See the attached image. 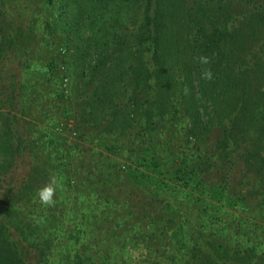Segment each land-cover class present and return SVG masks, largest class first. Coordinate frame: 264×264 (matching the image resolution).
Instances as JSON below:
<instances>
[{
  "label": "trees",
  "instance_id": "obj_1",
  "mask_svg": "<svg viewBox=\"0 0 264 264\" xmlns=\"http://www.w3.org/2000/svg\"><path fill=\"white\" fill-rule=\"evenodd\" d=\"M38 42L51 52L43 65L35 59ZM58 51L62 67L55 62ZM201 55L211 64L200 65ZM66 67L80 88V116L62 112L67 120L79 119L71 128L76 138L85 130L97 132L102 122L100 132L114 136L133 128L142 139L132 169H114L101 154L87 173L100 177L108 193L95 192L99 215L125 223L122 212L145 213L146 240L136 233L124 240L133 260L107 261L94 248L74 245L93 226V214L85 225L78 219L71 230L60 227L54 210L59 194L72 189L68 174L54 206L41 205L36 196L49 178L46 171L37 175L23 90L31 71L52 85ZM202 67L211 68V81L201 79ZM175 128L179 134L171 132ZM104 148L111 151L115 144ZM160 150L168 151L163 160ZM140 167L153 173L157 193L170 195L160 209L145 206L142 183L148 176ZM116 172L132 182L129 205L123 192L109 194ZM88 191L84 198L93 188ZM181 192L201 205L203 227L189 218L176 197ZM229 207L241 214L222 220ZM102 222L100 240L107 239L104 231L119 236ZM259 226L264 237V0H0V264H264L254 243L235 240H250ZM165 238L171 245L162 246Z\"/></svg>",
  "mask_w": 264,
  "mask_h": 264
},
{
  "label": "rangeland",
  "instance_id": "obj_2",
  "mask_svg": "<svg viewBox=\"0 0 264 264\" xmlns=\"http://www.w3.org/2000/svg\"><path fill=\"white\" fill-rule=\"evenodd\" d=\"M33 49H35V59L38 65H43V61L45 60L44 58L51 53L49 51V45H45L44 42H38L35 44ZM56 52L57 50H53L54 54ZM37 53H39V56ZM55 59V62L58 63L60 67H62L63 64L61 63L63 62V57L61 54H59V51L56 54ZM67 59H70L69 56H67ZM66 68L67 70L65 68L64 70H62V68L58 70L59 75H57L56 82H54L52 85L39 77L38 70L35 71V73H32L31 71V74L29 73L27 76L28 81L26 83V89L23 90L22 103L24 104V101L28 103V107L27 109L25 108V114L23 115L26 123H24V127L28 125V137L31 139L30 146L32 147L35 159L38 162L37 175L44 174V171L48 173L49 179L43 182L44 185L49 182L51 177L55 176L59 184L57 191L64 187L61 185V183H64L65 175L68 174L69 178L71 177L72 179V182L70 183V186L72 187L71 191H69L68 194H59L57 208L54 210V213L57 215L56 218L61 221V228L71 230L70 227L78 219L79 222L82 220L84 225L85 223L92 221L91 217L94 219L95 222L92 223L93 226H89L85 230L87 233L84 234V238H78L74 242L76 247L82 244L87 249H90V252L93 251L92 248H94L95 250H98L97 252L99 253V256L105 255L107 261L113 259V261L117 263L120 262L121 259L133 260L136 255H128L130 250H127L124 240L126 238L130 239L133 233H136V235L139 236V239H141L143 242L146 240L144 233L147 232V229L144 226V220L141 218L145 213L140 214V212H134L133 214L132 211H124L119 216L123 217L125 223H123L120 219L115 220L116 217H114V215H111L109 218L99 215V213L95 211V209L98 207V205L95 203V200H97L99 195H96L95 192L101 188V184L99 183L101 182V179L100 177H97L95 180L94 175L91 176L87 173L89 169H95V164L91 166V162L93 161L92 158H102L101 154L106 156L104 160L106 162H110L114 169L121 167H124L125 169H132V166L135 165L133 160L138 158V148L142 146V139L139 137L140 135L135 133L133 128L127 129L123 134H116L114 136L108 132H100L102 122L96 128L97 132L94 128L85 130L82 137L79 139L76 138V135L71 128L76 126V122L79 119L67 120L63 117L62 112L64 109H66L70 115H72L73 112L76 118L80 116L82 107L79 104H76L77 97L75 95V90H80V88L75 85V76H69L68 67ZM28 69L29 68L27 67L23 68V71L21 72V79L24 80L25 72H27ZM58 122L61 123L55 128L54 126ZM176 131L177 130L175 128V131L171 132L179 134ZM164 135L168 136L169 134L164 132ZM176 140L181 144L183 143V141H179V138ZM109 144H115V148L111 151H106L104 147ZM177 146L174 148V150L178 152L179 148ZM160 152L161 150L158 151V154L159 158L161 159L162 156H165L168 153V151L165 153L161 152V154ZM60 155L61 157H59ZM169 157L172 158L170 155ZM60 163H66L67 167H65L63 170L59 169L58 165ZM139 169L142 170L143 173L146 172V175L148 176L144 178V182L142 183V192L145 193V206L148 204L149 209L151 210L154 208V206L160 209V205L164 204L163 198L169 197V193L167 191H163V193H157L155 189L161 190V188H156V186L152 183L150 176L153 175V173L148 169H142V167ZM235 178L236 175L232 174L229 177L231 180H235ZM112 182L114 188L110 192L108 189L109 194L117 191L123 192L122 201L124 198H126L124 205H129V197L127 194L129 193V186H131L132 182L128 177H126V174L124 175V173H121V175H119L117 172ZM88 188H93L92 195H88V198H84L85 194L89 192ZM99 192H101V197H107L108 193L104 194L102 188ZM176 197L179 199L182 197V201L184 202L185 206H187L186 208L188 209L189 218L192 221L200 224L199 226L203 227L205 221L203 219V210L201 205L196 200H194L193 197L189 198L188 200L185 199L182 192ZM201 197L203 200H206L204 194ZM154 198L157 201L152 200ZM111 200L115 204L120 203L118 202V199ZM147 200H150L151 203L157 204L150 205ZM80 201H82L81 204H76ZM84 203L85 206H83ZM104 206L107 207V205ZM86 208H88V211L85 210ZM124 208L125 206H123L121 210ZM162 212L163 211H160V214H162ZM49 214L50 211H47L46 215L49 216ZM92 214L93 216H91ZM233 214L240 215L241 213L237 207H229L224 209L223 213L221 214L222 220H226ZM241 216L247 215L245 214ZM104 220L108 221L106 224L109 227L108 229H114L115 233L120 231L119 236L114 237L111 235V233L108 234L106 231H104L103 234H107V239H99V234H102L101 228L104 226L102 221ZM134 222H137V225L134 228L126 227L127 224L133 225ZM256 222L259 224V221L255 219L253 225L256 226ZM253 225L251 228H253ZM261 228V226L256 228V236H250V240L242 236L235 237V240L242 241V244L245 246H248L246 244L252 245L254 243L255 245L252 250L257 252L256 256L264 259V237L259 234ZM200 231H203V229H200ZM219 235L221 236V234ZM227 236L230 237L229 235ZM139 239L137 238V243L132 241L133 244L138 245ZM73 240H69L67 245L68 248L73 244ZM171 243V240L165 238L162 242V246L171 245ZM125 247L126 249L124 250ZM168 253L171 255L174 254L173 250H169ZM65 254L68 253L65 252ZM70 256L71 253L68 254V257ZM51 257H58V252L54 251ZM143 257L149 260V257L146 253H144ZM262 261L263 260H260L261 263ZM108 264L110 263L108 262Z\"/></svg>",
  "mask_w": 264,
  "mask_h": 264
},
{
  "label": "clouds",
  "instance_id": "obj_3",
  "mask_svg": "<svg viewBox=\"0 0 264 264\" xmlns=\"http://www.w3.org/2000/svg\"><path fill=\"white\" fill-rule=\"evenodd\" d=\"M198 62L202 66L211 64L210 58L206 55L199 56ZM201 79L205 81H211L213 79V72L210 67H202ZM185 91L187 92V89H185ZM57 187H59L57 178L53 176L46 185L37 191L36 196L41 205L45 207L54 206V196L56 195Z\"/></svg>",
  "mask_w": 264,
  "mask_h": 264
}]
</instances>
